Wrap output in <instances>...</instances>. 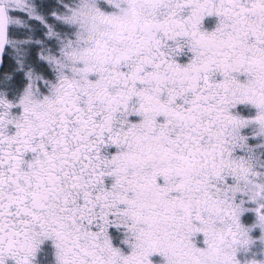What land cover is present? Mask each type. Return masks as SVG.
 Returning a JSON list of instances; mask_svg holds the SVG:
<instances>
[{
	"label": "snow or ice",
	"instance_id": "snow-or-ice-1",
	"mask_svg": "<svg viewBox=\"0 0 264 264\" xmlns=\"http://www.w3.org/2000/svg\"><path fill=\"white\" fill-rule=\"evenodd\" d=\"M0 264H264V0H0Z\"/></svg>",
	"mask_w": 264,
	"mask_h": 264
}]
</instances>
